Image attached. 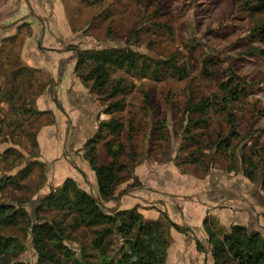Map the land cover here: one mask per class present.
<instances>
[{
    "label": "rangeland",
    "instance_id": "374dc122",
    "mask_svg": "<svg viewBox=\"0 0 264 264\" xmlns=\"http://www.w3.org/2000/svg\"><path fill=\"white\" fill-rule=\"evenodd\" d=\"M258 7L254 3L243 6L240 0H0V48L6 39L16 38L21 48L24 40L34 36L30 24L35 23L38 37L44 35L46 43L53 46L56 44L50 39L60 38L61 47H128L155 60H168L183 70H162L155 80L150 72L144 76L139 71L113 68L111 86L120 82L125 88L115 98L108 96L110 87L92 89L84 84L90 97L99 98L101 109L106 110L115 100L123 104L112 116L124 125L120 140L125 151L120 158L129 165L130 177L116 186L115 198L105 203L107 209L136 207L145 216L157 211V219L175 220L178 211H168L164 204L169 197L172 201L175 197H180L178 201L199 198L207 210L211 208V215L206 213L197 227L182 223L188 227L187 233L167 227L170 244L165 264H213L204 230L207 217L223 231L232 224L264 229L258 164L250 167L247 162H257L264 146V57L258 52L261 45L253 32L255 25L264 23V10ZM4 47L5 51L12 49L10 44ZM205 68L211 76L202 73ZM231 72L242 79L241 98L222 109L220 84L232 77ZM48 78L47 72L40 77L44 82ZM205 97L217 102L207 110L204 126H189V120L196 117L186 114V103ZM6 110L0 103V118L7 113L9 121L14 117L19 123L27 119ZM110 116L106 114V119ZM49 119V114L30 116L24 131L35 132ZM190 137H196L198 144ZM227 139L230 149L215 145ZM10 145L16 150L0 161V179L17 176L18 184L8 185L0 197L5 201L21 199L19 202L32 212L47 192L46 186H53L49 180L53 165L36 164L39 149L20 126L12 133L0 132V152ZM107 160L100 143L98 162ZM25 168L31 172L21 177ZM249 171L253 179L246 175ZM178 173L187 177L189 186L195 183L203 191L188 197L165 194L164 175L171 178L168 183L174 191ZM120 176L126 177V171ZM86 188L97 195L96 186L87 183ZM136 195L139 201H132ZM2 232L24 243L18 262L35 263L36 254L22 223Z\"/></svg>",
    "mask_w": 264,
    "mask_h": 264
},
{
    "label": "trees",
    "instance_id": "16d2710c",
    "mask_svg": "<svg viewBox=\"0 0 264 264\" xmlns=\"http://www.w3.org/2000/svg\"><path fill=\"white\" fill-rule=\"evenodd\" d=\"M240 2H243V6L254 3L264 10V0ZM253 32L261 45L258 52L264 57V23L255 25ZM16 39H6L0 48V103L6 105V111L13 116L22 115L28 119L34 115L49 114L50 119L44 123H52L50 112L35 108L36 98L52 80L41 81L43 72L25 65L20 56L22 43L16 42ZM8 41L10 42L7 43ZM9 44L12 49L5 51L4 46ZM73 49L76 50L75 73L83 84H90L92 89L110 87V98H115L125 90L120 82L111 86L113 68L139 71L144 76L150 72L155 80H159L162 70L183 71L168 60H155L128 47L80 49L73 46ZM202 73L211 76L206 68ZM231 73L232 77L220 84L224 94L219 98V104H223L222 109L241 98L239 84L242 79ZM216 102L208 97L197 102L189 100L186 103V114L196 117L189 120V126H204L205 114ZM122 108L120 101H111L106 109V113L111 116L98 122L95 134L83 147V157L95 174L97 195L86 191L75 180L68 178L60 186L50 188L49 192L38 200L32 212L25 209V203L19 202L21 199L5 201L4 196L0 197V264H30L16 260L24 250V243L2 232L5 228L21 223L36 254L34 264H165L170 244L167 227H173L180 233H187L188 227L185 228L169 219H147L136 207L109 210L105 206L106 202L115 198L116 186L130 177L129 165L120 158L125 151L124 143L120 140L124 125L112 116ZM8 118L7 113L0 118V132L10 130L12 133L20 126L23 132L31 137L33 146L37 147L36 134L39 128H36L35 132L27 133L24 131L26 118L21 123L14 119L15 117L10 121ZM126 139L131 141V132ZM190 139L194 144H198L196 137ZM100 143L103 144L108 157L107 162L102 164L98 162ZM215 145L220 149L231 147L228 139ZM15 150L11 145L5 147L0 152V161ZM32 156L36 157L37 154L33 153ZM247 162L250 167L258 164L257 176L259 175L264 192V146L257 162ZM36 164L41 165L39 162ZM124 170L126 177H121L120 174ZM30 172L31 169H23L21 177H26ZM246 175L254 178L250 171ZM17 184V176L0 179V194L8 185ZM50 211H55L54 215H46ZM208 218H205L204 230L213 264H264V229L251 230L245 225L232 224L229 229L223 231Z\"/></svg>",
    "mask_w": 264,
    "mask_h": 264
},
{
    "label": "crops",
    "instance_id": "0c3cea01",
    "mask_svg": "<svg viewBox=\"0 0 264 264\" xmlns=\"http://www.w3.org/2000/svg\"><path fill=\"white\" fill-rule=\"evenodd\" d=\"M30 25L34 36L24 40L20 51L21 59L25 65L43 73L47 72L48 79L53 80L35 100L37 110L48 111L53 117L52 123L42 124L37 131L39 154L36 161L53 165L50 179L47 175V181L49 179L53 185L51 188L60 186L68 178L75 180L83 189H87V183L96 186L95 174L83 157V147L95 134L98 122L106 119V110L100 108L98 97H90L88 88L75 73L76 50L73 47H61L63 39L60 38L50 39L55 46L47 44L48 38L44 35L38 37L36 24ZM163 179V190L168 195H199L200 190L203 191L202 187L195 183L189 186L187 177L180 173L175 175L177 190L172 191L171 182L168 183L171 181L169 176L164 175ZM47 181L45 179L43 185L46 186ZM147 181L155 187L152 180ZM46 187L47 192L39 199L49 192L50 187ZM179 199L180 197H175L172 201V197H169L168 201L164 202L168 211L174 208L179 213L177 219H171L174 223L197 227L204 220L206 213L211 215V208L207 210L206 204L199 198H192L193 201H178ZM132 201H139V197L133 196ZM118 209L128 208L118 206ZM163 210L166 212V209ZM143 216L147 219H157L159 214L155 211L152 215Z\"/></svg>",
    "mask_w": 264,
    "mask_h": 264
}]
</instances>
